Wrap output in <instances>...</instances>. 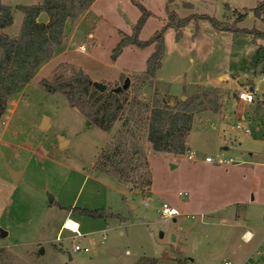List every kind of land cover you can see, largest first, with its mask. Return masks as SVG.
I'll return each instance as SVG.
<instances>
[{"label": "rangeland", "instance_id": "374dc122", "mask_svg": "<svg viewBox=\"0 0 264 264\" xmlns=\"http://www.w3.org/2000/svg\"><path fill=\"white\" fill-rule=\"evenodd\" d=\"M42 1L1 0L14 8V21L0 33L17 37L25 16L17 6ZM138 1L153 12L139 30L142 40L164 25L167 6L180 17L208 14L230 23L238 13L248 12L237 26L264 31V16L252 12L263 0ZM141 14L133 0H95L87 11L67 21L63 44L8 101L0 119V264H223L225 260L264 264V243L246 255L251 243L245 244L241 237L246 226L238 215L243 212L236 204L227 206L250 185L256 184L257 192L263 188L264 100L240 101L234 93L248 89L250 83L258 94L264 91V36L254 39L251 34L218 30L207 19L190 20L178 37L170 27L164 34L162 66L142 84L132 75L146 70L154 44L126 43L117 49L125 35H132ZM47 19L45 12L39 15L40 21ZM63 64L81 68L91 81L104 82L109 89L129 76L128 105L141 101L151 107L157 99L175 104L183 96L188 100L201 93V85L219 90L221 106L214 112L207 103L206 109L195 113L185 154L156 152L142 138L139 145L152 184L142 188L127 183L128 190L122 191L93 165L108 139L122 128L127 113L106 131L91 120L88 123L63 93L47 92L40 81L52 80ZM237 124L249 127L251 133L236 129ZM130 125L135 126L134 120ZM191 151L195 160L188 159ZM207 156L233 161L217 164L207 162ZM10 170L23 172L17 182ZM54 194L57 200L51 204ZM164 203L177 213L161 217ZM71 206L104 208L110 217L85 216L84 234L79 236L61 228ZM213 208L221 210L212 212ZM257 219L264 221V214ZM1 229L7 233L1 235ZM74 244L89 251L75 250ZM41 245L45 252L36 256Z\"/></svg>", "mask_w": 264, "mask_h": 264}, {"label": "trees", "instance_id": "16d2710c", "mask_svg": "<svg viewBox=\"0 0 264 264\" xmlns=\"http://www.w3.org/2000/svg\"><path fill=\"white\" fill-rule=\"evenodd\" d=\"M94 1L43 0L39 4L17 6V9L25 15L19 35L11 37L7 33H0V119L7 110L8 101L29 83L36 70L51 59L56 48L63 44L67 21L87 11ZM133 1L140 7L142 14L134 26L132 35H125L117 49L120 51L126 43H137L141 46L154 44L155 49L147 60L146 70L141 74L132 75L133 80L142 84L151 81L162 66L165 50L164 34L170 27L176 29V37H178L180 30L190 20L207 19L218 30L243 32L251 34L254 39L264 36V31L237 26V22L248 12L238 13L235 21L230 23L208 14L180 17L175 10L167 6L168 19L164 25L151 37L142 40L138 37L139 30L153 12L140 1ZM168 1L171 3L175 0ZM42 12L47 14V21L39 20ZM252 12L255 17L263 18L264 0L252 8ZM13 14L14 8L0 0V30L12 25ZM40 84L49 93H63L72 107L77 108L103 130L110 131L127 113L122 128L102 147L93 168L107 173L116 182L137 184L142 188L151 186L152 174L145 169L146 163L143 162L145 156L139 141L145 139L156 152L185 154L189 149L187 139L195 113L206 109L207 103H210L214 112H217L221 106L218 102L219 90L212 86L201 85L199 86L204 88L201 93L193 94L188 100L179 98L175 104L165 101L167 99H157L151 107L141 101L128 105V89L120 93H111L107 87L104 92H100L93 86L89 75L72 64L58 66L52 80L43 79ZM132 120L135 126L130 125ZM128 125V128L125 127ZM141 129L143 132L140 131ZM140 170L144 171L137 178L136 173ZM70 211L91 218L110 217V213L104 208L71 206Z\"/></svg>", "mask_w": 264, "mask_h": 264}, {"label": "crops", "instance_id": "0c3cea01", "mask_svg": "<svg viewBox=\"0 0 264 264\" xmlns=\"http://www.w3.org/2000/svg\"><path fill=\"white\" fill-rule=\"evenodd\" d=\"M262 52H263V48H260L259 54H262ZM260 61H261V57H260ZM250 87H253V89H254V86L252 83L249 84L248 89H250ZM235 94L236 93H234V96H235ZM48 123H49V120H48ZM48 123H47V125H48ZM62 140H65L66 144H67V142H68L67 139L62 137ZM62 140L60 141V146L63 143ZM22 174H23V172L19 173L18 179L22 176ZM88 174H90V173H88ZM87 176L88 175H86V177ZM258 182H259V178L256 177L254 180V183H258ZM256 186H257L256 184L254 185V187H252L250 185L248 187L249 189L244 190L243 193H241L238 198H235L233 201H230L229 203H227V206H232V204H236L237 208H239V210H242V212H243V215L242 214L238 215V217L240 216L243 220V222H241V224L242 225L245 224V226H246L241 233V237H242V240H244L245 244L251 243V247L249 249L250 251H248L246 253V255L247 254L250 255L252 252H254L255 249L258 250V246L264 243V221L257 219V216L259 214H264V181H263V188L261 190H259V192H257V190H255ZM253 189H254V193L251 192ZM51 197H52V200H50V202H51V204H54L55 201L57 200V197L55 194L53 196L51 195ZM227 206H224V208ZM219 210H221V209L220 208L219 209L213 208L211 211L217 212ZM72 214H73V216L71 217ZM84 217L85 216H80V215L72 213L70 211V208H69L68 213L64 219L65 221L61 225V228H63V229L66 228L68 230H71V229L66 227V221L68 219H72V220L78 222L77 230L80 229L79 231H80L81 235H83L84 232L82 234L81 228L83 227V220L82 219H85ZM61 228H60V230H61ZM77 230H72V231H77ZM38 244H40V243L38 242ZM246 255H244V257ZM248 256L246 257V259L248 258Z\"/></svg>", "mask_w": 264, "mask_h": 264}, {"label": "built area", "instance_id": "2783aa9c", "mask_svg": "<svg viewBox=\"0 0 264 264\" xmlns=\"http://www.w3.org/2000/svg\"><path fill=\"white\" fill-rule=\"evenodd\" d=\"M261 81L264 82V75L261 78ZM236 98L240 101H245V102H254V101H258V100H264V91L261 94H258L257 91L255 89L250 90V89H240L239 91H237L236 93ZM236 129L238 130H242L243 132L249 134L251 133L250 128L249 127H244L241 126L240 124L236 125ZM195 153L193 151H191L188 155V159L189 160H195ZM205 160L207 162H212V163H217V164H224V165H228L230 164L233 160L232 159H218L215 160L210 156H207L205 158ZM180 195H186V193H182L181 191H179ZM177 213V210L174 208L169 207L166 203L163 204L162 207V214L161 217L163 218H167V217H172L173 215H175ZM77 235H81L80 231L77 230L75 231ZM61 235L60 233L57 236V239H60ZM73 248L75 250H83L85 252L89 251L88 247H82L79 244H74ZM223 264H233L230 260H225Z\"/></svg>", "mask_w": 264, "mask_h": 264}, {"label": "water", "instance_id": "95a60500", "mask_svg": "<svg viewBox=\"0 0 264 264\" xmlns=\"http://www.w3.org/2000/svg\"><path fill=\"white\" fill-rule=\"evenodd\" d=\"M93 86L99 90L100 92H104L106 89H107V84L104 83V82H101V81H91ZM130 86V77L127 76L124 81H123V84L121 85H118V86H115L111 89H109V92L111 93H120V92H123L125 90H127ZM250 90H253V87H250ZM236 96V94H235ZM182 99L184 100L185 99V96L182 97ZM46 119L48 118H45L43 120V123L41 124V127H44L45 124H46ZM88 123H91L90 119L88 120ZM20 172H17V171H14V170H10V174H11V177L13 178V180L15 182H17L18 180V175H19ZM117 184V187L122 190V191H127V187L124 183H119V182H116ZM52 200V198H51ZM3 233L6 234V231H4L3 229H1V235H3ZM163 235V233L161 232V236ZM173 238H175V235H173ZM45 250H44V247L41 245V246H38L35 250V255L36 256H40L41 254H44Z\"/></svg>", "mask_w": 264, "mask_h": 264}, {"label": "bare ground", "instance_id": "6f19581e", "mask_svg": "<svg viewBox=\"0 0 264 264\" xmlns=\"http://www.w3.org/2000/svg\"><path fill=\"white\" fill-rule=\"evenodd\" d=\"M66 227L71 229V230H77L78 228V222L72 220V219H68L66 221Z\"/></svg>", "mask_w": 264, "mask_h": 264}]
</instances>
